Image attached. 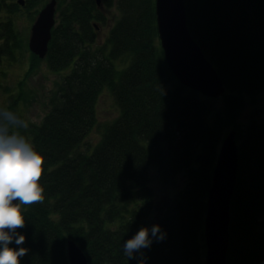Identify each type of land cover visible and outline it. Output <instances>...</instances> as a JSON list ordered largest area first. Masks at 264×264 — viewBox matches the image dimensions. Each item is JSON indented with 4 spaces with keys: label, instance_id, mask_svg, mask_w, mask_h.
Listing matches in <instances>:
<instances>
[{
    "label": "trees",
    "instance_id": "16d2710c",
    "mask_svg": "<svg viewBox=\"0 0 264 264\" xmlns=\"http://www.w3.org/2000/svg\"><path fill=\"white\" fill-rule=\"evenodd\" d=\"M47 1L25 0V10ZM57 1L46 60L62 80L42 122L22 130L46 158L44 200L26 207V224L17 229L25 242L9 246L28 250L20 264H71L70 240L89 264H204L207 199L223 138L247 97L264 90V0H185L187 28L223 80L224 112L170 70L156 0H116L120 17L98 47L97 27L112 0L101 7L96 0ZM21 8L17 0H0V69L4 58L19 60L25 43L14 18ZM31 58L30 71L39 60ZM122 59L124 66L117 63ZM106 88L119 116L94 148L82 147ZM243 127L236 135L240 161L227 263L264 264V121L252 116ZM152 167L166 184L185 178L162 213ZM156 225L164 239L128 259L124 244Z\"/></svg>",
    "mask_w": 264,
    "mask_h": 264
},
{
    "label": "water",
    "instance_id": "95a60500",
    "mask_svg": "<svg viewBox=\"0 0 264 264\" xmlns=\"http://www.w3.org/2000/svg\"><path fill=\"white\" fill-rule=\"evenodd\" d=\"M20 3L23 4V0ZM56 3V0H51L32 25L29 48L41 59L47 55L52 40ZM97 3L101 4L99 0ZM155 10L161 49L177 81L207 99L222 97L226 93L223 80L187 28L185 0H156ZM236 135L237 132L232 130L223 138L213 170L204 227L207 254L204 264H227L231 200L238 182L240 161ZM68 260L71 264H89L85 253L75 242H68Z\"/></svg>",
    "mask_w": 264,
    "mask_h": 264
},
{
    "label": "rangeland",
    "instance_id": "374dc122",
    "mask_svg": "<svg viewBox=\"0 0 264 264\" xmlns=\"http://www.w3.org/2000/svg\"><path fill=\"white\" fill-rule=\"evenodd\" d=\"M50 1L48 0L47 3ZM43 4L37 5L35 9L31 8V10H25L22 7L21 13L14 17L16 19L17 31L21 33V37L25 39V43L21 52L17 55L19 60L12 63L4 58L2 62L3 67L0 69V108L12 110L11 106L17 105L14 109L15 112L28 123L33 124L41 123L49 112L50 99L54 96L55 90L58 88L57 85L62 80L58 72H53L48 67L46 58L41 59L38 57L39 60L35 62L33 68L31 67V71L29 68L32 63V54L28 48V44L32 25L36 21L38 14L29 19L27 13H34L38 8L45 7L46 4ZM112 4H114L113 7L107 8L104 12V15L106 14L105 21L102 22L100 27L98 26L99 28L97 27L99 35L95 47L107 44L110 36L109 32L120 17L116 0H112ZM123 62L122 59L117 63L124 66ZM24 81L25 83L22 85L21 82ZM20 87L23 89L21 99H19ZM100 95L96 105V123L93 130L83 140L82 147L94 148L102 139V134L108 124L113 123L119 116V106L116 105L115 98L109 90H104ZM247 99L246 106L237 120V125L234 124L236 129H233L234 127L231 126V131L235 130L237 133L238 131H242L244 129L243 125L247 124L252 116L258 118L261 122L262 120L264 121V90L254 97H247ZM212 100H215L214 107L224 112V100L221 97ZM151 175V185L153 186L155 195H157L156 205L158 207V213H162L169 200L173 199L185 187V178L180 175L172 184H166L161 181L155 167H152Z\"/></svg>",
    "mask_w": 264,
    "mask_h": 264
},
{
    "label": "clouds",
    "instance_id": "9594fccd",
    "mask_svg": "<svg viewBox=\"0 0 264 264\" xmlns=\"http://www.w3.org/2000/svg\"><path fill=\"white\" fill-rule=\"evenodd\" d=\"M27 128V121L17 112L0 108V264H20L27 254L24 247L17 250L9 245L13 240L16 245L25 242L17 229L26 224V207L44 200L41 180L46 158L22 131ZM154 239H164L159 225L141 228L124 244V255L133 258Z\"/></svg>",
    "mask_w": 264,
    "mask_h": 264
},
{
    "label": "bare ground",
    "instance_id": "6f19581e",
    "mask_svg": "<svg viewBox=\"0 0 264 264\" xmlns=\"http://www.w3.org/2000/svg\"><path fill=\"white\" fill-rule=\"evenodd\" d=\"M57 1V0H56ZM57 3H58V1H57ZM57 3H56V5H57ZM44 5V4H43ZM57 7H58V5H57ZM27 15H29L28 17H29V19H31L32 18V16H35V14L34 13H27ZM106 15V14H105ZM36 18V17H35ZM52 36V35H51ZM53 37V36H52ZM28 48H29V45H28ZM29 50H30V48H29ZM30 52H31V50H30ZM31 54H34V55H36L35 53H32L31 52ZM37 57H39L38 55H36ZM15 57H17V56H15ZM40 58V57H39ZM67 73L69 72V70H67L66 71ZM107 89V88H106ZM105 89V90H106ZM206 215H207V213H206ZM205 229V228H204ZM69 242H75L78 246H79V244L75 241V240H70ZM80 247V246H79ZM81 249V248H80ZM82 250V249H81ZM67 251H68V246H67ZM84 252V251H83ZM85 253V252H84ZM86 255V254H85ZM87 257V256H86ZM227 260H228V257H227ZM228 264V263H227Z\"/></svg>",
    "mask_w": 264,
    "mask_h": 264
},
{
    "label": "flooded vegetation",
    "instance_id": "af4514ba",
    "mask_svg": "<svg viewBox=\"0 0 264 264\" xmlns=\"http://www.w3.org/2000/svg\"><path fill=\"white\" fill-rule=\"evenodd\" d=\"M19 6L25 8V2L23 4L20 3Z\"/></svg>",
    "mask_w": 264,
    "mask_h": 264
}]
</instances>
